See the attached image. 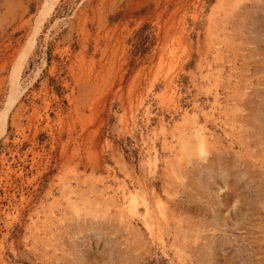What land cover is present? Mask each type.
I'll use <instances>...</instances> for the list:
<instances>
[{
	"label": "rangeland",
	"instance_id": "rangeland-1",
	"mask_svg": "<svg viewBox=\"0 0 264 264\" xmlns=\"http://www.w3.org/2000/svg\"><path fill=\"white\" fill-rule=\"evenodd\" d=\"M45 1L0 0V264H264V0Z\"/></svg>",
	"mask_w": 264,
	"mask_h": 264
},
{
	"label": "bare ground",
	"instance_id": "bare-ground-1",
	"mask_svg": "<svg viewBox=\"0 0 264 264\" xmlns=\"http://www.w3.org/2000/svg\"><path fill=\"white\" fill-rule=\"evenodd\" d=\"M49 3V0H46L43 4V8L40 10L39 12V18H41L43 15H44V10H45V6ZM18 74H19V69L18 71H16L15 73H13V82L15 83L16 85V82H17V78H18ZM14 96V95H13ZM3 115H4V112H3ZM4 123V118L1 119V125ZM152 222V221H151ZM158 224V223H157Z\"/></svg>",
	"mask_w": 264,
	"mask_h": 264
}]
</instances>
